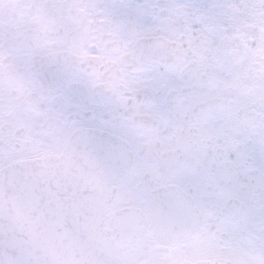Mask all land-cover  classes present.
Wrapping results in <instances>:
<instances>
[{
    "label": "snow or ice",
    "instance_id": "obj_1",
    "mask_svg": "<svg viewBox=\"0 0 264 264\" xmlns=\"http://www.w3.org/2000/svg\"><path fill=\"white\" fill-rule=\"evenodd\" d=\"M0 264H264V0H0Z\"/></svg>",
    "mask_w": 264,
    "mask_h": 264
}]
</instances>
